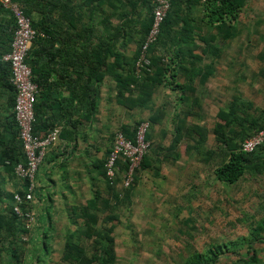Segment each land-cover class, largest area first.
Segmentation results:
<instances>
[{"label": "trees", "instance_id": "16d2710c", "mask_svg": "<svg viewBox=\"0 0 264 264\" xmlns=\"http://www.w3.org/2000/svg\"><path fill=\"white\" fill-rule=\"evenodd\" d=\"M13 1L17 2L25 16L30 18L31 26L36 32L25 62L31 70L32 82L37 85L32 133L39 137H44L54 129V124L44 119L40 112L41 105L38 95H40L41 82L36 78L33 69V63H36V60L32 61L30 58L45 57L49 59L52 43L56 40L60 41L58 46L65 48L66 52L72 46L77 49H82L84 46L91 48V53L86 56L90 55L93 95L95 83L107 76L117 83L116 102L118 105L126 109L146 108L156 86L166 84L165 86L171 90L179 91L184 95L180 101L187 107L184 113L185 119L189 117L199 122L201 117L198 113H193V110L195 107L199 108L200 103L191 97L190 93L196 92L193 84L195 77L198 76L205 82L212 74L213 69L211 60L210 64H203L202 68H195V63H201L204 59L208 60L212 47L217 50V54H220L223 45L236 37L239 17L247 2V0H168L170 9L161 24L159 35L147 53L150 60L149 71H144L138 78L134 73L135 59L151 26L152 7L155 0H127V5L123 6L113 5L109 2L108 11H105L102 6L93 7L94 9L98 8L97 10L101 9L102 16L98 21L90 20L86 23L66 21L65 27L75 30L81 27L90 33V38L84 39L85 45L79 35H73L67 39L54 37L53 30H59L61 23H54L46 16V14L50 15L51 5L41 4L44 0ZM137 1H142L143 7L137 6ZM196 5L202 9L201 23L209 31L204 35L199 30L195 35L190 21L185 19V15L192 13V8ZM139 8L146 9L147 16L144 18L134 17L133 14L138 12ZM14 29L15 19L12 13L0 3V111L8 112V115L4 116L5 121L0 122V136L4 137L2 132L10 133L7 146L2 148L3 144L0 142V169L12 175L13 178H15L13 169L17 163H24V155L13 114L15 90L9 82V64L4 62L2 57L11 49ZM197 42H201L205 46L200 55L192 53V50L199 45ZM217 43L220 48L214 46ZM129 49L130 55L127 54ZM79 60H82V56L76 54L75 61ZM171 64H175L178 69L186 72V82L183 85H171L170 78L166 76ZM190 66L192 67L190 68ZM2 99L4 103H2ZM92 110L93 112L95 110L94 99L92 100ZM163 116L160 114L157 117L151 116L145 119L149 124L146 140L150 142V147L135 174L149 167L147 161H151L150 153L154 152L151 146L155 136L152 126L160 122ZM185 119H181L179 125L175 127V132L167 148V156L180 157L178 149L184 141L185 154L192 152L198 161L206 165L213 161L216 163L213 175L219 183L233 185L246 176L253 180L264 176V140L250 153L240 150L242 142L264 129V109L256 107L244 96L235 94L224 108L218 109L215 115L216 121L211 130L201 121V123H187ZM141 121L144 120L136 122L129 128L131 132H128L127 127L119 130L126 138L133 139L135 129ZM209 134L213 136L214 148L207 147ZM104 163L102 165L104 182L108 189H115L117 183L122 182V174L126 165L120 164L119 173L110 183L104 176ZM136 179L134 175L130 187L115 193L116 204L122 201L121 199L128 198ZM24 185L25 183L22 182L18 190L20 195L23 194ZM4 194V197H0V203H4L6 200L8 205L7 208L0 207V264H44L45 258L50 253L52 239L50 233L54 231L52 223L42 226L40 239L28 241L33 227L30 230L25 229L22 221L11 210L13 194ZM94 205L95 201L89 203L86 208H78L71 213L70 217L75 219V225H69L70 229L65 232L60 256L62 263H116L114 238L116 225H108L115 216L103 217L101 223H98L97 215L89 213L90 209H95ZM262 208H264L263 203L260 209ZM77 211L78 213H75ZM260 211L263 212V209ZM249 218H252V221L247 223L246 235L233 241L210 244L202 252L193 251L181 264H264V214L259 219L246 215L243 221L247 222ZM77 219L81 220V224H78ZM26 251L29 256H26Z\"/></svg>", "mask_w": 264, "mask_h": 264}, {"label": "crops", "instance_id": "0c3cea01", "mask_svg": "<svg viewBox=\"0 0 264 264\" xmlns=\"http://www.w3.org/2000/svg\"><path fill=\"white\" fill-rule=\"evenodd\" d=\"M37 2L39 4V1ZM109 2L121 6L128 3L127 0H44L41 4L51 5L50 15L46 14V16L54 23H61L59 30H53L54 37L67 39L70 36L79 35L84 40L86 37L90 38V33L81 27L77 30L69 29L65 27L66 21L82 23L90 22V20L98 21L102 16L101 9L97 10L98 8L94 9L93 7L102 6L105 11H108ZM136 4L143 7L142 1H137ZM259 5L258 14L264 15V0H247L242 14L250 13L254 7ZM133 16L144 18L147 16L146 9L139 8ZM185 16V19L190 21V25L193 26L195 35L198 30L202 35L209 32L206 26L201 23L202 9L199 5L194 6L192 13ZM37 18L39 19V16ZM237 27L236 37L239 34V24ZM253 31L254 29H250L247 35L251 36ZM261 37H264V34L260 35ZM234 39L223 45L220 54H217V50L212 47L208 60L204 59L201 63H195V68H202L203 64H210V60L212 61V74L205 82L200 77H195L193 84L196 92L190 93V96L200 103V107H195L193 113H198L202 119L207 112V109L203 108V104L219 101L218 92L214 90V87L221 78L220 59L224 48ZM83 40L85 45V40ZM59 44V40L52 43L49 59L45 57L30 58L32 61L36 60V63H33V69L36 78L41 82L40 95H38L41 105L40 112L44 119L54 124V128L58 129V138L47 149L36 173L35 190L30 204L34 215V225H46L47 223L75 225V219L70 217L71 213L78 208H86L93 201H95V209H90L89 213L97 215L98 223H101L103 217L115 216L108 225H119L120 222L122 223L123 215L134 212V207L139 205L143 206L141 209L147 208L148 212H154L155 208L161 204L159 200L164 197L160 194L162 193L160 189L157 190L155 187H159V184L167 185L166 168L173 167L181 157L167 156V148L175 132V127L179 125L181 119H185L184 113L187 107L180 101L184 95L179 91L171 90L165 86L166 84H161L156 86L146 108L126 109L117 104V83L107 76L95 83L93 95L90 55L86 56L91 53L90 47L84 46L82 49H77L72 46L66 52L65 48L58 46ZM197 44H199L198 47L193 49L192 53L200 55L205 46L201 42H197ZM214 46L220 48L219 43ZM70 53L71 55H69ZM76 54L81 55L82 60L76 62ZM127 54H131L130 49L127 50ZM166 76L170 78L171 85H183L186 82V72L178 69L175 64L170 65ZM93 99L95 101L94 112L92 110ZM246 99L252 101L256 107L264 109V104H258L252 97ZM211 108L213 105L209 109L212 113ZM218 109L219 107L213 115H216ZM160 114L164 115L163 119L152 126L155 136L151 146L154 152L150 153L151 161H147L149 167L135 174L136 183L128 198L121 199L122 201L116 204L114 195L122 189L121 185L117 183L115 189H108L102 176V165L111 148L113 134L123 127H127L128 132H131L129 128L136 122L151 116L157 117ZM7 115L6 110L0 111V122H4V116ZM188 119L189 117L185 120L190 123ZM2 134L4 137L0 136V142L4 148L7 146L10 133L6 131ZM167 136L170 137L168 145L161 147L158 141ZM146 176L155 180L150 178L154 188H148L145 190L146 193H142L137 185L140 179ZM21 183L0 169L1 198L4 197V193L13 194L18 191ZM261 205L262 203H258L256 206L261 207ZM113 206L115 208H112ZM149 207L153 211H150ZM80 221L77 219L78 224H81Z\"/></svg>", "mask_w": 264, "mask_h": 264}, {"label": "rangeland", "instance_id": "374dc122", "mask_svg": "<svg viewBox=\"0 0 264 264\" xmlns=\"http://www.w3.org/2000/svg\"><path fill=\"white\" fill-rule=\"evenodd\" d=\"M259 9L260 5L246 15L241 13L239 34L224 48L220 59L221 78L214 87L219 101L204 103L207 112L200 119L209 130L216 121L214 112L218 107L224 108L235 94L264 104V37L260 38L264 34V15L258 14ZM247 29H254L251 36L247 35ZM211 105L212 113L209 111ZM169 141L167 136L158 144L166 147ZM183 143L179 147L180 160L166 168L167 185L156 180L159 187L155 188L165 197L159 200L161 204L154 212L141 209L142 205L134 207V212L123 215L122 223L115 226V264H181L193 251L202 252L210 244L246 235L247 223L252 218L247 222L243 218L247 215L259 219L264 214V208L262 212L256 206L258 203L264 205V176L258 180L246 176L235 185L219 183L213 175L216 163L206 165L192 152L185 154ZM214 145L213 136L209 134L207 147L214 148ZM150 178L140 179L139 191L146 193L148 188H154ZM7 205L6 200L0 203V207L7 208ZM148 209L153 211L151 207ZM42 226L33 225L28 241L40 239ZM53 228L50 253L44 264H65L60 256L64 235L70 226L53 224ZM25 254L29 256L28 251Z\"/></svg>", "mask_w": 264, "mask_h": 264}, {"label": "built area", "instance_id": "2783aa9c", "mask_svg": "<svg viewBox=\"0 0 264 264\" xmlns=\"http://www.w3.org/2000/svg\"><path fill=\"white\" fill-rule=\"evenodd\" d=\"M0 3L4 8L10 10L15 19L11 49L2 57V60L7 62L10 68L9 82L15 90L14 121L24 155V163H17L13 169L15 178L25 183L23 194L20 195L18 191L13 193L11 210L22 221L25 229L30 230L34 225V215L30 204L35 190L36 173L47 149L57 140L58 129H52L44 137L32 133L37 85L31 80V70L25 59L36 32L31 26L30 18L25 16L17 2L0 0ZM169 9L168 0H155L153 2L151 26L134 64V73L138 78L142 76L144 71H149L150 60L147 53L159 35L161 24ZM148 127L147 121H141L135 129L133 139L126 138L120 130L115 131L103 167L104 176L110 183L119 173L120 164H124L126 168L122 174L121 188L126 189L132 185L136 169L140 166L150 147V142L146 140ZM263 140L264 129L242 142L240 150L250 153L262 144Z\"/></svg>", "mask_w": 264, "mask_h": 264}]
</instances>
